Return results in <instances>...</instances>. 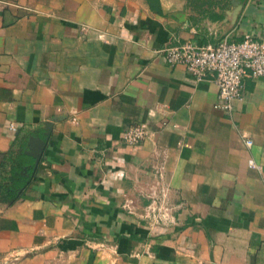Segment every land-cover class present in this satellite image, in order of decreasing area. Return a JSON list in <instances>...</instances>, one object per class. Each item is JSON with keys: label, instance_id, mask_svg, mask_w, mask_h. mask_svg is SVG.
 Returning <instances> with one entry per match:
<instances>
[{"label": "crops", "instance_id": "crops-1", "mask_svg": "<svg viewBox=\"0 0 264 264\" xmlns=\"http://www.w3.org/2000/svg\"><path fill=\"white\" fill-rule=\"evenodd\" d=\"M245 35L264 41V0H0V184L3 155H25L0 258L264 264V77H243L227 115L210 77L161 54ZM137 123L148 135L123 144Z\"/></svg>", "mask_w": 264, "mask_h": 264}, {"label": "built area", "instance_id": "built-area-1", "mask_svg": "<svg viewBox=\"0 0 264 264\" xmlns=\"http://www.w3.org/2000/svg\"><path fill=\"white\" fill-rule=\"evenodd\" d=\"M161 54L167 65H182L195 79L210 77L216 86L213 107L227 115L232 110L233 102L241 97L243 77H264V41L252 35H245L239 41L221 40L215 45H194L184 41L165 46ZM149 112L165 114L163 105L159 103L154 104ZM8 127L14 129L12 124ZM147 135L146 124L137 123L121 133V141L126 145H135ZM243 143L249 146L251 140L243 137ZM247 166L258 168L252 159L247 160ZM161 216L167 214L161 213ZM21 256L19 249L7 251L1 256L0 264H14Z\"/></svg>", "mask_w": 264, "mask_h": 264}, {"label": "trees", "instance_id": "trees-1", "mask_svg": "<svg viewBox=\"0 0 264 264\" xmlns=\"http://www.w3.org/2000/svg\"><path fill=\"white\" fill-rule=\"evenodd\" d=\"M239 1L244 2V0ZM229 3L230 0H186V4L190 9L198 11L214 6H217L218 8L222 6L228 7ZM3 157L9 165V175L7 177H2V180L8 182L5 184H8L9 186L0 184V200H8L9 202H12L17 198V194L14 193L15 187L25 183V178L19 174L25 155L17 152L13 159L10 158L9 154H5Z\"/></svg>", "mask_w": 264, "mask_h": 264}]
</instances>
